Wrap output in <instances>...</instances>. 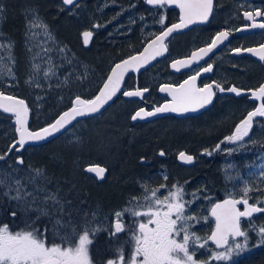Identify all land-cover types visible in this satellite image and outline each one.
Wrapping results in <instances>:
<instances>
[{
  "label": "snow or ice",
  "instance_id": "1",
  "mask_svg": "<svg viewBox=\"0 0 264 264\" xmlns=\"http://www.w3.org/2000/svg\"><path fill=\"white\" fill-rule=\"evenodd\" d=\"M145 3L156 9L175 5L180 11L179 23L164 26L165 20L161 16L157 23L164 26L163 30L155 35L139 56H131L115 63L92 98L75 95L70 101V107L58 114L50 124L31 131L28 127L30 108L25 100L5 95L3 91H0V109L14 116L15 132L18 134V139L7 148V151L0 154V264H93L90 258V246L94 244L96 235L101 231L108 232L111 239H117V234L121 232L128 234L116 249L118 261L110 259L107 264H214V262L229 264L236 256L248 249L249 231L254 229L245 230L242 228V223H251L254 214L264 213V206H262L264 199H256L255 202L250 203L252 199L250 193L260 189H254L242 177H236L241 182L238 190L237 185L234 184V190L228 193V198L222 202L211 203V198L203 195V199L211 203L208 215H197L193 212V205L201 197L197 195V190L188 192L186 188L188 182L184 185L173 184L170 187L164 183L152 191L145 187L141 200L133 198L129 206L115 213L113 228L110 230L99 226L95 213H92L91 217L88 213H83V224L76 223L72 216L76 206L71 200L63 199L58 192L49 190L48 185L52 180L47 175L46 169L23 167L25 161L20 153L25 149L26 144L46 141L49 137L68 131L69 127L74 128L80 119L103 115L106 107L111 106L109 102L114 103V98L118 94L129 99H143L148 89L124 90L125 75L130 71H139L150 61L163 56L167 51L165 41L174 32L186 29L192 24L208 22L214 10V0H145ZM62 5L76 8L80 6L79 0H62ZM61 10H64L63 7ZM5 15V6L0 2V20H3ZM25 17L26 35L37 36L39 32H44L45 39L42 43L47 44L49 40L55 43L47 25L40 21L34 9H26ZM257 17H264V11L260 9L254 12L245 11L243 19L253 23L245 24L243 28L235 29V31L249 28L264 29V22H255ZM102 26L104 25L94 23L91 29ZM232 31L228 29L217 32L205 47L193 51L189 59L175 61L172 67L177 70H179L177 66L190 68L194 63L204 60L219 45L228 41ZM82 36L84 43L87 44L89 38L93 36V31H84ZM4 47H10V45L0 41V48ZM57 50L61 53L65 51L64 48ZM41 51L47 56L50 49L42 48ZM232 51L238 55L241 52L251 53L264 61V44H261L259 48H235ZM36 55L39 57L40 53ZM48 60H51L50 56ZM54 67L43 70L45 80L56 75L53 71ZM41 71V65L33 62L32 74L25 83L29 87L41 88L42 84L38 79ZM212 71L213 64L207 63L206 67L200 66L195 75L189 76L178 87H161V92H168L171 95V102L154 107L151 111L140 108L131 116V119L143 120L169 112H195L213 103V98L216 96L214 88L220 93L229 92L236 96L242 94V89L234 86L226 89L216 82L197 87L196 81L201 73L207 74ZM5 73H7L6 79L15 80L11 65L0 60V76H5ZM80 78L77 77V79ZM62 83L66 85L68 78L66 77ZM251 95L253 98L264 101V84L251 91ZM38 99L41 98L38 97ZM256 118H264V102L253 111H249L246 117L236 125L233 134L217 143L213 151L232 154L238 148H244ZM80 139L76 137L77 141ZM222 143L237 147L222 149ZM12 153L17 154L16 159L14 163H9V155ZM202 154L211 156L212 151L206 149ZM159 155L163 157L164 151L161 150ZM260 159L264 160V157ZM141 160L143 162L144 158L142 157ZM179 160L192 164L195 157L181 151ZM235 167L229 164L225 169L229 182L232 181V172ZM106 170L105 167L100 166H89L84 169L86 173L94 174L95 178L100 180L104 179ZM258 175L264 181V163L260 165ZM162 179L166 182L167 175H164ZM238 205H242L243 210ZM125 215L131 217V222L127 225L124 222ZM5 216L9 217V222H3ZM18 218L22 227L14 231L10 228V223L16 224ZM209 218L214 219L215 224L211 234L206 237L197 235L194 231L195 226L208 222ZM258 239L260 244H264V227L259 228ZM209 242L214 245V248L209 247ZM125 245L131 247L127 260L124 253ZM205 253L208 254L207 259L197 258L198 255Z\"/></svg>",
  "mask_w": 264,
  "mask_h": 264
},
{
  "label": "rangeland",
  "instance_id": "2",
  "mask_svg": "<svg viewBox=\"0 0 264 264\" xmlns=\"http://www.w3.org/2000/svg\"><path fill=\"white\" fill-rule=\"evenodd\" d=\"M0 2L4 4L6 9L4 19L0 20V41L5 45H10V47L0 48V53H2L0 60L11 65L15 76V80L6 79L7 73L5 76H0V91L23 97L28 101L31 111V126L47 123L49 119L66 108L75 95L90 97L92 92L103 83L113 63L121 57L117 56L116 52H108L110 50L102 48L97 42L103 37L105 41L108 40L107 43L115 41L113 37L118 34L121 24H114L111 18H107L106 21H99L90 10L88 0L80 1L79 8L65 7L61 0H0ZM62 7L64 10H61ZM29 8L34 9L38 13L40 21L47 25L55 43L52 40H49L47 44L42 43L45 39L44 32H39L37 36L26 35L25 11ZM161 16L166 20L164 12L160 14L159 19ZM157 21L158 18L151 22L156 23ZM94 23L104 26L95 30L94 38L96 41L92 40L90 46L84 48L81 41H77V36L79 35L80 38L81 31L87 26L91 28ZM155 26L156 24L153 26L144 24L145 30L141 32L139 37H143L146 32L148 34L152 32ZM135 39L129 38L127 41L130 43ZM107 43L105 47H107ZM129 43L127 44L129 45ZM42 48L50 49L47 56L41 51ZM58 48H64L65 51L61 53L57 50ZM38 52L40 53L39 57L36 55ZM48 56L51 57V60H48ZM33 62L41 65L42 71L38 76L42 84L41 88L29 87L25 83L32 74ZM51 66H55L53 71L56 75L45 80L43 70ZM66 77L68 83L65 85L62 82L65 81ZM77 77L81 78L77 79ZM9 84L12 86L8 87ZM131 108L130 103L117 101L103 112V115L97 116L98 119L79 123L76 129L66 135L65 147L52 148L54 150L49 149L50 151L32 150L41 153L49 151L50 161L48 168H46L47 175L52 180L48 185L49 190L58 192L63 199L73 202L76 208L72 211V216L78 224L82 225L84 222L83 213H88L90 217L92 213H95V219L98 220L99 226L111 230L115 213L121 212L129 206V203L121 204L126 197L139 198L143 192L139 191L133 183L142 179V173L138 170L136 172L135 166L137 164L133 160L136 157L135 154L149 149L148 146L152 142L166 138L169 145L195 140L207 143L205 139L217 131V124L220 121L211 120L201 128L185 129L184 127L167 126V129L153 132L150 128L130 130L126 121ZM12 126L13 123L8 121L6 117H0V137L2 134L7 137ZM77 136L81 138L80 141L76 140ZM67 145H69L68 148ZM56 150L58 151L55 152ZM32 153L26 155L25 169L29 166L40 168L37 163L32 164L34 160ZM79 156H90V158L86 157L88 158L87 161L101 160L109 168V177L100 186L102 190H95L92 186L87 187L88 184L84 181L85 176L81 173L82 179L77 168ZM216 157L213 158L211 167L205 173V176L212 179L211 182L208 180L210 184L207 183V185L209 187H205V183L201 186H197L195 183V185H191L192 187L186 186L188 192L197 190V195L201 197L193 205L195 214L208 215V208L216 200L217 191L223 197L228 196V193L234 190V184L237 185L238 190L241 182L236 177H242L254 189H260V191L254 190L250 193L252 202H255L256 199H264V194L261 193V190H264L262 188L264 181L258 175L260 165L264 163V160L260 159V157H264V124L255 127L250 141H246L244 148H238L230 156L221 157L217 155ZM229 164L236 166L232 172L231 182H229L225 172ZM251 165H255V167H251ZM143 175L148 176L146 173ZM170 175L167 174V182ZM183 176L184 174L177 173L176 176L172 177L176 181L177 178ZM168 186L171 185L168 184ZM211 188H214L216 192ZM203 195L209 196L211 203L203 199ZM210 220L212 219L209 218ZM261 220L264 221V215L258 219L252 218L251 224L249 223L247 227L243 225L245 230L254 229L249 231L248 249L236 256L229 264H249V261H252L251 255L264 252V244H260L258 239V230L260 227H264V223H259ZM209 221L195 226L194 231L197 235L208 236L207 225H209ZM3 222H9V217L5 216ZM20 227L22 224L19 222V218L16 224L10 223V228L14 231L19 230ZM100 238H102V244L97 242L96 250L101 254L104 252L106 254L105 256L96 254V260L105 261L111 258L115 261L116 258L113 257L116 256V248L124 239H111L109 234ZM209 247H211L210 242ZM207 256L208 254L205 253L198 255L197 258L207 259ZM256 263L252 261L250 264ZM214 264H223V262H214Z\"/></svg>",
  "mask_w": 264,
  "mask_h": 264
},
{
  "label": "flooded vegetation",
  "instance_id": "3",
  "mask_svg": "<svg viewBox=\"0 0 264 264\" xmlns=\"http://www.w3.org/2000/svg\"><path fill=\"white\" fill-rule=\"evenodd\" d=\"M131 1L135 4L143 5L148 12L155 14H161L164 12L166 14L164 26H171L172 24L179 22L180 11L176 6L167 5L164 8L156 9L149 7L145 3V0ZM256 9L264 11V0H214L213 15L209 18L208 22L197 23L191 25L183 31L174 32L165 42L167 46L166 55L157 59L149 68L141 71L138 75L129 74L125 78L123 85L124 90H131L136 87L148 89V92L144 94L143 99L137 98L135 100H126L121 94H118L117 96V99L121 102L130 103L132 105V108L127 116V125L130 130L150 128L151 132H153L164 128L167 129V126H171L169 123H172L176 128H201L204 124L211 120H220L217 124V131L208 139H205L207 143H201V140H195L189 141L188 143L178 142L169 145L167 144L166 138L164 140L152 142L151 145L148 146L149 149L141 151L139 153L140 155H138L139 163L137 166H135L136 172L138 170L140 173H142V175L146 173L148 176H144L143 179L136 183L133 182L139 191H143L145 187L149 191H152L164 183L167 185H184L185 182H188L186 186L190 185V187H192L191 185L195 184L197 186H201V184L205 183L204 186L209 187L207 185V183L210 184L208 181L209 177L205 176V173L207 172V169L211 167L213 158H217V155L221 157L231 155L224 151H213V149L215 148V145L223 141L226 136L233 134L236 125L246 117L249 111H253L257 106H259L260 103L264 102L260 99L253 98L251 95V91L256 90L261 84H264V61H261L258 56H255L251 53L241 52L238 55L232 51V49L235 48H259L261 44H264V29L249 28L247 30L235 31V29L243 28L245 24L250 25L253 23L252 21L244 20L243 13L245 11L254 12ZM255 22H264V17H257ZM164 26L161 25L158 28H154V30H152V32L147 35L150 36L147 40L160 33ZM157 29L159 30L156 31ZM228 29L233 30L228 41H225L224 44L219 45L218 48L209 55V57H205L204 60L194 63L190 68L178 67L179 70H173L172 64L175 61L190 58L193 51H197L199 48L205 47L208 43H210L211 39L216 35L217 32ZM139 31L140 29L135 32L133 37L137 35ZM137 51L138 50L134 52ZM207 63L213 64V71L207 74L201 73V76L198 77L196 81L197 87H203L204 84L216 82L220 83L226 89L232 86L242 89V94L240 96H236L235 94L229 92L220 93L214 88V91H216V96L213 98V103L206 106L203 108V110L196 114L191 113L185 116L170 114L145 122H132L131 116L135 110L145 108L147 111H149L153 110L154 107L161 105L164 101L171 102V95L168 92L167 95L161 94L159 91V86L164 84L167 87H178L179 84L183 83L184 80L189 78V76L195 75L196 70L200 66L206 67ZM83 97L86 98L85 96ZM94 119H98V117L86 118L80 120L79 123L88 122ZM79 123H76L74 128L69 127L68 131L61 133L53 140L42 145L26 146L22 153H20L22 154L24 161L26 159V153L28 149H30V152H33L32 150L34 149L31 148L37 149L34 151H41L46 147L57 149L65 147L66 135L73 129H76ZM259 124H264V118H256L253 129L250 133V138H246V141H250L252 132ZM15 139V134L8 135L7 137H4L2 134L0 137V143H2L0 145V154H3L5 151H7V148L14 142ZM68 146L69 145H67V148ZM230 147L236 148V145L228 143L221 144L222 149ZM206 149L208 151H212L211 156L202 154ZM161 150H163L165 153L163 157L159 155ZM57 151L58 150L55 152ZM181 151L195 157V160L191 165H186L179 162L178 157ZM16 155V153L10 154L8 162L14 163ZM86 157L89 156H79L78 159L79 162L77 168L80 171V176L82 179L83 176L81 173L85 176L86 179H84V181H86V184H88L87 187L90 188L92 186V188L95 190H102V187L100 186H102L107 181L110 170L101 160L87 161L88 158ZM142 157L144 158L143 162L141 160ZM26 163L28 162L26 161ZM34 163L35 161L33 160L32 164ZM172 164H174V169H172ZM89 165L104 166L107 169L104 179L99 180L98 178H95L94 175L86 173L84 169ZM38 167L44 169L48 168L46 165H38ZM177 171H179L181 174H184L183 177H180L182 180L177 178L176 181H174L175 179L173 180V177L171 176L168 182H165L162 179L164 175L176 173ZM142 195L143 192L139 198L135 199L141 200L143 198ZM216 196L217 198L215 201L219 199V195L216 194ZM133 198L134 197L132 196H128L121 204H127L132 201ZM161 198L163 197L161 196ZM114 220L115 219L113 218V223ZM124 222L126 225L130 223V217L125 215ZM196 226L199 225L197 224ZM207 226V231L209 234L213 227V220H210L209 225ZM108 234L109 233L105 231L99 232L95 237L94 244L90 246V258L92 259L93 264H98V262H101L96 260V254H99V256H105L106 252L101 254L96 250V243L98 242L99 244H102V238L100 237H104ZM127 235V233L121 232L117 234V237L123 238L125 240ZM118 247L119 246H117V248ZM211 248H214V245L211 244ZM217 250L220 251L222 249ZM115 253L116 256L113 258H116L115 261H118V253ZM124 253L125 259L127 260L131 253L130 245L124 246ZM110 259L102 261L103 264H107L106 261Z\"/></svg>",
  "mask_w": 264,
  "mask_h": 264
},
{
  "label": "trees",
  "instance_id": "4",
  "mask_svg": "<svg viewBox=\"0 0 264 264\" xmlns=\"http://www.w3.org/2000/svg\"><path fill=\"white\" fill-rule=\"evenodd\" d=\"M88 3H89L90 10L93 12V15L95 17H97V19L99 21H106L107 18H109V19L111 18V19H113L112 22L114 24H116V23L121 24V29L118 31V34L113 37L115 39V41H113L112 43H107L108 40L105 41L104 37L97 41L99 43V45L102 46V48H104V49L106 48V49L110 50V51H108L110 53L116 52L117 56H119V57L121 56L120 58L127 56L136 50H139V47L142 46L143 43L150 37V36H147L148 35L147 32L143 37H141V38L139 37L141 32L145 30L144 24H147V25L150 24L152 26L156 24L155 28L160 27V25L157 24V22L156 23L151 22L157 18L159 20L160 14L148 12L144 8L143 5L135 4L131 0H88ZM87 27H85V28H87ZM139 29H140L139 33L133 37L135 32ZM159 29H157L156 31H158ZM77 38H78L77 41L80 42L81 38H79V35L77 36ZM129 38H132V39L136 38V39L133 40V42L129 43V41H127V39H129ZM137 38L139 39L138 41H137ZM93 41H96V38H93ZM106 43H107V47H105ZM127 43H129V45ZM95 91L92 92V95H94ZM127 116H128V114H127ZM0 117H6L8 121L13 123L12 117H10L6 114H3L0 112ZM51 119H49L48 122H50ZM169 124H171V127L174 126L172 123H169ZM126 125H127V121H126ZM31 127L36 128V127H39V125L38 126H31ZM127 127H128V125H127ZM10 131L11 132L9 133V135H13L14 134V127L13 126L11 127ZM1 144L2 143H0V145ZM31 149L37 150L36 148H31ZM49 149H52V147H46L45 149H43L41 151H46ZM30 153H32V152H30V149H28L26 155H29ZM39 153L40 154H37L35 152L32 153V156L34 157L35 163H37L38 165L49 166L48 163H49L50 159L48 156L49 155L48 151L42 152V153L39 152ZM138 155H140V154H137V155L135 154V156H136L135 157L133 154V156L135 157V158H133V160L135 161L136 164L139 163ZM172 165H173L172 169H174V164H172ZM177 173H180V172L177 171L176 173H172L170 176L174 177V176H176ZM141 178L143 179L144 175H141ZM209 180H210V182L212 181L211 178H209ZM262 188H264V186ZM211 189H213L215 191L214 188H211ZM261 193L264 194V190H261ZM217 194L220 197L221 194L218 191H217ZM263 215H264V213L259 214V215L255 216L254 218L258 219V217H261ZM259 223L263 224L264 221L261 220ZM248 224H249L248 222H243V225L245 227H247ZM251 258H252V261H254V263L257 262L256 264H264V252L263 251L251 255ZM252 261H249V262L251 263ZM245 263H248V262H245Z\"/></svg>",
  "mask_w": 264,
  "mask_h": 264
},
{
  "label": "water",
  "instance_id": "5",
  "mask_svg": "<svg viewBox=\"0 0 264 264\" xmlns=\"http://www.w3.org/2000/svg\"><path fill=\"white\" fill-rule=\"evenodd\" d=\"M62 1V0H61ZM79 1H86V0H79ZM149 6V5H148ZM171 6H175V5H171ZM65 7H72V6H65ZM149 7H151V6H149ZM151 8H153V7H151ZM179 23V22H178ZM197 24V23H196ZM192 25H194V24H192ZM191 25H189V27H190ZM187 29V28H186ZM87 30H91V29H86V30H83L82 32H81V34H80V36H81V41H82V45H83V47L84 48H88L89 46H90V44H91V41H92V39H93V36L92 37H90L89 38V40H88V43L87 44H85L84 43V38H83V36H82V33L84 32V31H87ZM183 30H185V29H182V30H180V31H183ZM93 31V30H92ZM159 34V33H158ZM157 34V35H158ZM155 37V36H154ZM154 37H152L150 40H148L145 44H144V46L141 48V50L140 51H138V52H136V53H133V54H131V55H129V56H127V57H125V58H122L121 60H119V61H117V62H115V63H119V62H121L122 60H124V59H128V58H130L131 56H139L140 55V53H142L143 52V50H144V48L147 46V44L148 43H150V41L152 40V39H154ZM167 53V51L164 53V55ZM163 55V56H164ZM160 57H162V56H160ZM158 58V57H157ZM157 58H156V60H157ZM189 59V58H188ZM156 60H152V61H150L145 67H143V68H141L139 71H130L129 73H133V74H135V75H138L141 71H143V70H145L146 68H148L149 66H151ZM180 60H184V59H180ZM115 63L111 66V67H113L114 65H115ZM177 67H179V66H177ZM111 69V68H110ZM173 70H177V69H174L173 68ZM109 72H110V70L108 71V73H107V75L109 74ZM129 73H127L126 75H125V78H126V76L129 74ZM106 79V78H105ZM161 87H167L166 85H161L160 86V88ZM134 89H136V88H134ZM134 89H131V90H134ZM159 91H160V89H159ZM147 93V92H146ZM160 93L161 94H166L167 95V92H161L160 91ZM5 95H10V94H5ZM12 96H14V95H12ZM15 97H17V98H19V99H24V98H21V97H18V96H15ZM74 98V97H73ZM83 98V97H82ZM116 98V97H115ZM114 98V99H115ZM125 99H129V98H126V97H124ZM132 99H137V98H132ZM25 100V99H24ZM25 102L27 103V101L25 100ZM110 104L112 103V102H109ZM166 103H170V102H164V103H162L161 105H164V104H166ZM28 104V103H27ZM70 107V106H69ZM108 107V106H107ZM106 107V108H107ZM68 109V107L66 108V109H64V110H62L60 113H62L63 111H65V110H67ZM139 109H137L136 111H138ZM201 110H203V109H199V110H197V111H195V112H188V113H171V112H169V113H162V114H158V115H156V116H154V117H148V118H145V119H143V120H137V121H141V122H144V121H148V120H151V119H154V118H156V117H161V116H164V115H168V114H174V115H177V116H185V115H187V114H191V113H193V114H196V113H198V112H200ZM0 111L1 112H3V110L2 109H0ZM135 111V112H136ZM135 112L133 113V115L135 114ZM4 113V112H3ZM60 113H58V114H60ZM6 114H8V115H11V116H13L12 114H10V113H6ZM57 114V115H58ZM13 118H14V116H13ZM85 119V118H84ZM54 120V119H53ZM52 120V121H53ZM81 120V119H80ZM132 120V119H131ZM14 121H15V118H14ZM51 121V122H52ZM29 122H30V113H29V121H28V127H29ZM50 122V123H51ZM132 122H136V121H133L132 120ZM15 123V122H14ZM50 123H48V124H50ZM47 124H45V125H43V126H41V127H38V128H35V129H32V128H30L29 127V129L31 130V131H36V130H39V129H41V128H43V127H45ZM16 133V132H15ZM61 133H58V134H56L55 136H52V137H49L46 141H41V142H30V143H28V144H26V146H38V145H42V144H44V143H46V142H48V141H50V140H52V139H54L55 137H57L58 135H60ZM16 139H18V134L16 133ZM15 139V140H16ZM25 146V147H26ZM178 160H179V157H178ZM179 162H181L182 164H186V163H184V162H182V161H180L179 160ZM186 165H191V164H186ZM89 166H100V165H89ZM89 166H87V167H89ZM100 167H103V166H100ZM89 174H91V173H89ZM92 175H94V174H92ZM100 180V179H99ZM226 198H228V197H226ZM226 198H223V199H221V200H219V201H217V202H222L224 199H226ZM239 206H242V205H238V207ZM241 210H243V206H242V209ZM260 214V213H259ZM254 215H257V214H254ZM214 227H215V224H214ZM214 227H213V229H214ZM212 229V230H213ZM211 234V233H210Z\"/></svg>",
  "mask_w": 264,
  "mask_h": 264
}]
</instances>
